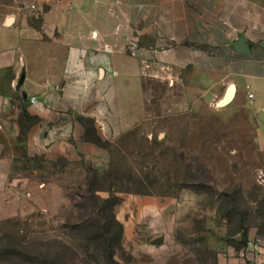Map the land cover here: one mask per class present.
<instances>
[{
  "label": "rangeland",
  "instance_id": "rangeland-1",
  "mask_svg": "<svg viewBox=\"0 0 264 264\" xmlns=\"http://www.w3.org/2000/svg\"><path fill=\"white\" fill-rule=\"evenodd\" d=\"M115 64L132 88L134 59ZM144 79L129 123L115 120L112 137L89 125L104 154L29 157L22 134L0 133L11 160L0 264H217L220 245L245 252L242 227L264 237L263 124L247 104L226 113L187 85Z\"/></svg>",
  "mask_w": 264,
  "mask_h": 264
},
{
  "label": "crops",
  "instance_id": "crops-1",
  "mask_svg": "<svg viewBox=\"0 0 264 264\" xmlns=\"http://www.w3.org/2000/svg\"><path fill=\"white\" fill-rule=\"evenodd\" d=\"M240 37L248 54L234 49ZM128 58L132 88L117 80L125 73L115 62ZM149 74L216 106L232 84L234 97L219 111L247 104L264 126V0H11L0 10V133L22 134L29 157L104 154L87 139L89 125L112 137L115 120L129 123L130 90L141 92ZM3 151L0 142L1 172L11 164ZM215 250L217 264H264L255 232L241 255L228 245Z\"/></svg>",
  "mask_w": 264,
  "mask_h": 264
},
{
  "label": "water",
  "instance_id": "water-1",
  "mask_svg": "<svg viewBox=\"0 0 264 264\" xmlns=\"http://www.w3.org/2000/svg\"><path fill=\"white\" fill-rule=\"evenodd\" d=\"M9 22H10V20L7 21V23H9ZM234 49L237 53H240V54H248L249 53L248 44L243 37H240L237 40ZM23 81H24V70H23V68H21V70H20V72L17 75V78L15 80V84H14V90L15 91H17L19 89V87L22 85ZM233 91H234V86L232 84H230L228 86L225 94L223 95V97L217 101V107L218 108L224 107L232 101V99L234 97ZM161 242H162V237H157V238H154L153 240H151L150 243L152 245H159Z\"/></svg>",
  "mask_w": 264,
  "mask_h": 264
},
{
  "label": "built area",
  "instance_id": "built-area-1",
  "mask_svg": "<svg viewBox=\"0 0 264 264\" xmlns=\"http://www.w3.org/2000/svg\"><path fill=\"white\" fill-rule=\"evenodd\" d=\"M30 8H34V6H31ZM248 97L249 98H251L252 97V95L251 94H249L248 95ZM29 102H30V104H36L37 103V99L36 98H34V97H31V98H29Z\"/></svg>",
  "mask_w": 264,
  "mask_h": 264
},
{
  "label": "trees",
  "instance_id": "trees-1",
  "mask_svg": "<svg viewBox=\"0 0 264 264\" xmlns=\"http://www.w3.org/2000/svg\"><path fill=\"white\" fill-rule=\"evenodd\" d=\"M241 231L243 233L242 236L247 239V234H246V231H245V229L243 227L241 228Z\"/></svg>",
  "mask_w": 264,
  "mask_h": 264
},
{
  "label": "bare ground",
  "instance_id": "bare-ground-1",
  "mask_svg": "<svg viewBox=\"0 0 264 264\" xmlns=\"http://www.w3.org/2000/svg\"><path fill=\"white\" fill-rule=\"evenodd\" d=\"M233 93H234V91H233Z\"/></svg>",
  "mask_w": 264,
  "mask_h": 264
}]
</instances>
